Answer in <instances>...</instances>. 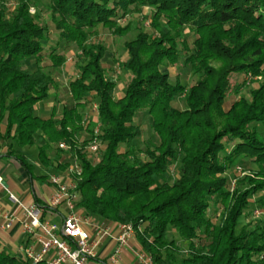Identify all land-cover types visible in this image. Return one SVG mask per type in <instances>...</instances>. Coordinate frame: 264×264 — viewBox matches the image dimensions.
Instances as JSON below:
<instances>
[{
	"label": "trees",
	"instance_id": "obj_1",
	"mask_svg": "<svg viewBox=\"0 0 264 264\" xmlns=\"http://www.w3.org/2000/svg\"><path fill=\"white\" fill-rule=\"evenodd\" d=\"M144 8L149 30L137 28L122 40L132 31V22L122 20ZM100 28L119 38L128 55L129 80L118 98L103 64L107 49L96 41ZM71 45L82 58L68 81L72 102L57 118L54 112L39 117L34 107L58 90L50 69L64 66L63 50ZM27 59L35 70L23 64ZM169 68H188L194 83L181 84L178 74L172 82ZM234 74L243 79L232 82ZM259 75L264 0H15L11 10L0 6V124L5 121L3 140L11 141L7 155L30 174L15 147L34 145L40 133L38 160L48 167L53 145L65 142L74 152L98 126L100 161L78 154V206L95 220L132 225L139 249L155 264H264V218L240 220H247L251 203L264 206V139L257 132L264 126V77L237 97L247 79ZM228 95L235 98L224 109ZM181 96L184 109L175 105ZM92 98L97 117L84 122L81 110ZM144 113L158 144L141 151L134 144L142 137L135 117ZM81 131L88 137L77 139ZM242 163L256 169L240 176ZM177 164L179 176L169 184ZM0 264L22 261L0 250Z\"/></svg>",
	"mask_w": 264,
	"mask_h": 264
},
{
	"label": "built area",
	"instance_id": "obj_2",
	"mask_svg": "<svg viewBox=\"0 0 264 264\" xmlns=\"http://www.w3.org/2000/svg\"><path fill=\"white\" fill-rule=\"evenodd\" d=\"M90 116H85L84 122L89 118L97 117V106L94 104ZM83 122V123H84ZM99 127L94 128L87 148L91 156L97 158L100 154L101 143L98 139ZM66 157H71L73 162L67 161L63 174H53L48 178L52 188L51 194L45 202V207L58 211L59 221L45 218L42 207L36 203H23L13 194L9 193V200L20 210V217L0 214L4 223L1 227L9 229L15 220L18 222L26 242L18 248V258L22 264L30 262L37 264H88L96 258V249L101 239L108 235V229L102 222L86 215L78 206L80 195L78 181L82 175L80 161L72 156V147L65 142L57 145ZM2 179L0 177V185ZM264 217V210L256 209L253 217ZM118 233L115 236V247L109 257L111 264L121 258L122 248L128 241L136 236V230L130 224H117ZM138 264H155L153 258L141 249L134 251Z\"/></svg>",
	"mask_w": 264,
	"mask_h": 264
},
{
	"label": "rangeland",
	"instance_id": "obj_3",
	"mask_svg": "<svg viewBox=\"0 0 264 264\" xmlns=\"http://www.w3.org/2000/svg\"><path fill=\"white\" fill-rule=\"evenodd\" d=\"M5 5L6 7H8L10 10L14 7L15 5V0H0V6ZM45 5V2H39V7L40 9H43ZM31 13L34 12L33 9L30 10ZM149 14V10L147 8H144L143 12H141L138 15H134V16H128L126 18H124L122 20V24L126 25L128 22H132V31L122 40H130L133 36H135V34L137 33V28H141V29H147L148 26L150 25V18H148ZM165 23L164 19H161V24L163 25ZM49 24V28L50 30H52V25L50 23ZM149 30V29H147ZM50 37L52 40V43L54 44L57 40H56V36L55 33L52 31L50 32ZM96 41H99L100 43H102L105 47H106V54L103 60V64L107 70V76L108 79L111 81H114L116 84V88H115V97L118 98V95H121L123 90H124V84L126 81L129 80V72L125 67V64L128 60V55L125 52V49L122 48V42L119 38H113L109 31H107L106 29H99V36L96 39ZM60 47L62 45H59ZM63 52L65 53L66 56V62L64 64V66L60 69H50L53 77L56 80V84H57V91L56 90H51V97L45 101H42L40 103H38L36 105V107H34V112L36 115L38 116H42V117H49L53 112L55 114H58V112L61 110V107L64 104H68L71 103V97L69 95L68 92V81L72 78H74L77 73H78V66L79 64L82 63V58L80 56V52L77 50L76 46L71 45L68 48H65L63 50ZM49 62L46 61L44 64H48ZM23 64H25V66L27 68H29V70H35V64L34 61L31 59H27L23 61ZM178 66H181V62H179V64H177ZM215 67L220 66L219 63L214 64ZM169 76L171 78V81L174 82L175 79V75L178 74L180 76V82L181 84L187 86L189 84L194 83L195 81V77H193L191 75V73L189 72L188 68H169L168 70ZM263 75H259V76H255L252 79L248 78L246 81V84L244 85V87L240 90V93L237 97L247 94L248 91L253 88V86L255 85L256 82H262L263 81ZM232 82H236V81H240L241 79H243V77L241 75H237L234 74L231 76ZM234 96L233 95H228V97H226L225 101H224V108L228 109L229 106L231 105V103L234 100ZM94 100V101H93ZM96 104L95 102V98H92V102L88 103L86 108L81 110V112L86 116H90L91 110L93 108V105ZM175 105L178 106L181 109H184L186 107V102L185 99L181 96V97H176L175 98ZM57 118V116H56ZM150 117L146 116L145 113L143 114H138L135 117V121L137 124L140 125V128L142 130V137L139 140H135L134 144L137 148L141 149V151H144L147 147H149L152 144L157 145L158 144V140L157 138L150 132L149 129V125H150ZM83 125V124H82ZM257 132L259 134V136L264 139V126L262 125H258L257 126ZM87 131H81V133H79L77 135V139H80L79 137L82 138H86L87 136ZM84 140V139H83ZM83 140H80L81 142ZM44 143V137L38 133L35 135V143L34 145L30 146V147H25V148H21L22 151L26 154V157H28L29 161L31 163H33L34 161L37 160V152H38V148L40 146H42ZM57 145H53L52 149L50 151V154L53 156V159H55V162L58 161L59 165H56L57 169H59L58 173L55 174H63L65 172V168L66 165L63 167V164H66V160H65V153H57L56 149H57ZM88 145V144H87ZM86 146H82L80 143L77 142L76 145V149L78 150H74V152H72V156H75L77 159L82 156L85 159H89L91 157L90 153L88 152V149ZM61 151V150H60ZM58 154V155H57ZM78 154H81L80 156ZM93 157V156H92ZM101 159V153L99 154V156H97L96 158V163H98ZM67 160H70V163L73 162L71 157H67ZM79 160V159H78ZM56 164V163H55ZM172 169V176L171 178L168 180V183L171 184L178 176H179V167L178 164L177 165H173L171 167ZM256 167L254 165H250L248 163H242L239 164L236 167V172L240 173V176H249L250 173H252L251 171L255 170ZM40 174V173H39ZM230 177L232 178V172L229 173ZM35 185L37 187H42V184L40 182H36ZM81 209V208H80ZM259 209V210H264V206L261 208H254L253 204L251 203L249 205V209L247 210V212L245 213L250 214L247 217V220L244 219V217H241L240 220L242 221V223H246V221H258V220H262V218H264L263 216H260L258 218H254L253 217V211ZM82 210V209H81ZM83 211V210H82ZM84 212V211H83ZM99 221V220H97ZM101 222V221H100ZM180 246L182 247V249H186V243H183L180 241ZM98 250H96L95 252L97 253ZM182 255H185V252H183Z\"/></svg>",
	"mask_w": 264,
	"mask_h": 264
},
{
	"label": "crops",
	"instance_id": "obj_4",
	"mask_svg": "<svg viewBox=\"0 0 264 264\" xmlns=\"http://www.w3.org/2000/svg\"><path fill=\"white\" fill-rule=\"evenodd\" d=\"M118 97H120V95H118ZM58 114L55 115L57 116ZM4 132L5 121L0 124V177L2 179L0 185V214L13 215L18 219L21 215L20 210L9 200L8 194H13L25 204L36 202V200H38L40 201V206L44 208L45 202L50 196L52 190L48 183V178L50 175L59 172V169H57L59 166L57 164L59 162H55V159H53V156L50 154L52 159L51 166L44 167L39 162L38 155L37 160L31 163L22 149L15 147V150L21 154V157L30 164L31 168L29 174L26 169L17 162V160L7 155L9 150L6 146L11 144V141L5 142L3 140L2 135ZM43 177H45V179H43ZM36 182H40L42 187H37L35 185ZM44 217L59 221V216L56 213H46ZM3 223L4 221L0 217V250H5L10 255L18 257V248L26 242V239L22 235L20 226L16 220L9 229L1 227ZM102 223L108 229V235L101 239L100 244L96 249L98 250L96 258L90 260L88 264H111L109 257L116 244L115 236L118 233V227L116 223ZM137 249H139V245L136 237H134L128 241L125 247L122 248L121 258L114 264H138L134 256V251Z\"/></svg>",
	"mask_w": 264,
	"mask_h": 264
}]
</instances>
